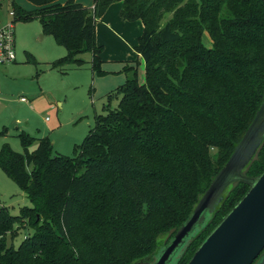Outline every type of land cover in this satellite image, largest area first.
Segmentation results:
<instances>
[{"label": "trees", "instance_id": "obj_1", "mask_svg": "<svg viewBox=\"0 0 264 264\" xmlns=\"http://www.w3.org/2000/svg\"><path fill=\"white\" fill-rule=\"evenodd\" d=\"M27 1L37 9L14 1L15 22L39 20L43 34L67 49L52 68L81 67L79 56L91 53L100 74L97 23L121 3L125 21L143 23L137 52L145 80L134 70L108 94L121 97L118 107L97 118L73 157L26 132L18 135L23 153L2 146L0 169L31 206L16 216L0 208V264H139L190 218L264 103V0ZM132 65L139 62L124 70ZM263 172L264 137L242 175ZM248 190L246 181L225 189L176 264L189 263ZM21 229L34 232L8 245Z\"/></svg>", "mask_w": 264, "mask_h": 264}, {"label": "rangeland", "instance_id": "obj_2", "mask_svg": "<svg viewBox=\"0 0 264 264\" xmlns=\"http://www.w3.org/2000/svg\"><path fill=\"white\" fill-rule=\"evenodd\" d=\"M14 1L24 10L37 9L27 0H0L1 19L14 11ZM118 17L121 28L114 25L117 33L103 32V43L98 44L103 47L102 74L93 70L91 53L79 56L84 62L81 67L70 64L53 69L52 64L67 55L66 47L44 35L39 20L15 22L17 60L0 66V133L6 130L0 135V150L9 144L15 152L23 153L18 135L26 132L35 139L48 138L54 154L73 157L75 147L83 143L97 118L106 115L107 108L118 107L121 97L109 98L108 94L131 79L134 70L138 71L139 82H144L145 62L137 52L143 23L123 22L119 12ZM170 17L166 15L162 25ZM204 44L212 47L208 35L204 36ZM136 62L137 68L129 66L133 67L131 73L124 70L127 64ZM37 146L36 141L31 150ZM30 206L19 187L0 169V208L6 207L16 216L21 208ZM16 232L14 239L11 235L7 237L8 245L15 248L34 231ZM181 252L174 255L170 264H175Z\"/></svg>", "mask_w": 264, "mask_h": 264}, {"label": "water", "instance_id": "obj_3", "mask_svg": "<svg viewBox=\"0 0 264 264\" xmlns=\"http://www.w3.org/2000/svg\"><path fill=\"white\" fill-rule=\"evenodd\" d=\"M264 137V103L227 165L201 198L194 212L168 244L139 264H170L210 219L225 189L246 181L249 190L202 242L188 264H254L264 251V172L256 178L242 175Z\"/></svg>", "mask_w": 264, "mask_h": 264}, {"label": "built area", "instance_id": "obj_4", "mask_svg": "<svg viewBox=\"0 0 264 264\" xmlns=\"http://www.w3.org/2000/svg\"><path fill=\"white\" fill-rule=\"evenodd\" d=\"M8 20L0 17V66L13 64L17 60L15 36V12L8 13ZM22 101H26L22 98Z\"/></svg>", "mask_w": 264, "mask_h": 264}, {"label": "crops", "instance_id": "obj_5", "mask_svg": "<svg viewBox=\"0 0 264 264\" xmlns=\"http://www.w3.org/2000/svg\"><path fill=\"white\" fill-rule=\"evenodd\" d=\"M66 1L67 0H60V3L63 4ZM76 1L83 4L86 7H93V5H94V0H76ZM120 11H121V3H119V2L114 3L109 7V9L104 14V16L98 21L97 27H96V37H97L98 44L103 43L102 42L103 40H101L102 39L101 34L103 32L109 33V34L117 33L116 29L114 28V25H116L118 27L121 26V23H120V20L118 17V12L120 15ZM2 20L6 21V20H8V17L3 18ZM121 20H123V22H127L122 17H121ZM127 23H130V22H127ZM119 28H121V27H119Z\"/></svg>", "mask_w": 264, "mask_h": 264}, {"label": "flooded vegetation", "instance_id": "obj_6", "mask_svg": "<svg viewBox=\"0 0 264 264\" xmlns=\"http://www.w3.org/2000/svg\"><path fill=\"white\" fill-rule=\"evenodd\" d=\"M254 264H264V251L261 253L259 258L254 262Z\"/></svg>", "mask_w": 264, "mask_h": 264}]
</instances>
